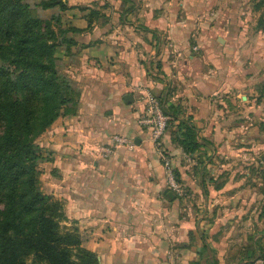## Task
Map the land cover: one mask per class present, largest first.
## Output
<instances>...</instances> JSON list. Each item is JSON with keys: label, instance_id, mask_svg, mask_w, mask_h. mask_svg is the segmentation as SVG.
Instances as JSON below:
<instances>
[{"label": "crops", "instance_id": "1", "mask_svg": "<svg viewBox=\"0 0 264 264\" xmlns=\"http://www.w3.org/2000/svg\"><path fill=\"white\" fill-rule=\"evenodd\" d=\"M234 0H68L64 21L75 35L76 60L69 63L81 89L76 115L60 117L38 139L54 161L41 168L43 190L65 201L77 219L82 245L101 264H257L264 259L263 205L242 200L251 191L231 187L223 137L226 114L235 119L247 31ZM86 8L103 18L88 28ZM49 18L57 9L40 10ZM246 37V38H245ZM246 41V40H245ZM258 49V48H257ZM149 89L166 109L192 117L200 149L187 155L164 143L190 198L167 185L147 127L137 122ZM126 94L133 95L127 103ZM218 103V104H217ZM234 127V124H233ZM115 134L132 139L101 157L97 148ZM186 154V156H185ZM227 174V177L224 175ZM230 186V187H229Z\"/></svg>", "mask_w": 264, "mask_h": 264}, {"label": "trees", "instance_id": "2", "mask_svg": "<svg viewBox=\"0 0 264 264\" xmlns=\"http://www.w3.org/2000/svg\"><path fill=\"white\" fill-rule=\"evenodd\" d=\"M254 7L260 10L264 0ZM72 8L68 0H0V264H31L30 257L32 264H101L82 245L78 227L62 230L65 201L42 187L41 165L54 156L38 139L60 117L76 115L80 105L69 63L76 60L75 35L81 30L64 21ZM48 9L58 13L42 17L39 11ZM86 10L88 28L104 17L95 8ZM255 28L264 34L263 16ZM164 111L173 142L187 155L198 151L192 117L172 125L182 108ZM261 189L264 201V175Z\"/></svg>", "mask_w": 264, "mask_h": 264}, {"label": "rangeland", "instance_id": "3", "mask_svg": "<svg viewBox=\"0 0 264 264\" xmlns=\"http://www.w3.org/2000/svg\"><path fill=\"white\" fill-rule=\"evenodd\" d=\"M257 1L234 0L238 2L235 14L248 33L246 41L242 42V49L247 50L248 45H254L258 49L246 52L240 59L242 72L252 78L248 81L243 79L240 90L232 87L229 93L225 94H235L237 106L235 119L231 113L226 114L228 121L223 142L229 148L227 153L221 156L226 162L230 160L225 173L236 174L234 182L229 185L250 190L251 196L247 194L242 200L252 202V206L261 207L264 202L261 189L264 175V34L255 27L258 18L264 17V7L255 9L254 4ZM226 175L224 177H227ZM61 226L63 231L73 230L77 227V219L68 217V220L61 222ZM28 262L32 264L33 257L28 258Z\"/></svg>", "mask_w": 264, "mask_h": 264}, {"label": "built area", "instance_id": "4", "mask_svg": "<svg viewBox=\"0 0 264 264\" xmlns=\"http://www.w3.org/2000/svg\"><path fill=\"white\" fill-rule=\"evenodd\" d=\"M135 89L140 93V97L145 103V109L137 119V122L140 126L147 127L150 130L154 149L161 159L165 171L167 185L175 194L186 197L188 193L177 180L173 158L167 154L164 143L170 116L165 113L161 100L153 95L149 89L142 87H136ZM134 147L135 143L132 139L124 135L115 134L111 137L109 144L97 148V153L101 157L106 158L119 149L132 150ZM257 264H264V259L259 257Z\"/></svg>", "mask_w": 264, "mask_h": 264}, {"label": "water", "instance_id": "5", "mask_svg": "<svg viewBox=\"0 0 264 264\" xmlns=\"http://www.w3.org/2000/svg\"><path fill=\"white\" fill-rule=\"evenodd\" d=\"M124 99L127 103L133 102V95L132 94H126L124 96Z\"/></svg>", "mask_w": 264, "mask_h": 264}]
</instances>
